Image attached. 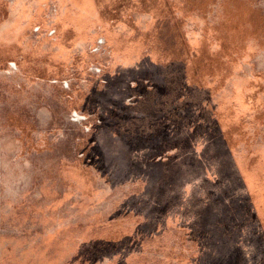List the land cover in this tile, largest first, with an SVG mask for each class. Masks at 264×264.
Listing matches in <instances>:
<instances>
[{
  "label": "rangeland",
  "instance_id": "rangeland-1",
  "mask_svg": "<svg viewBox=\"0 0 264 264\" xmlns=\"http://www.w3.org/2000/svg\"><path fill=\"white\" fill-rule=\"evenodd\" d=\"M0 264H264V0H0Z\"/></svg>",
  "mask_w": 264,
  "mask_h": 264
}]
</instances>
